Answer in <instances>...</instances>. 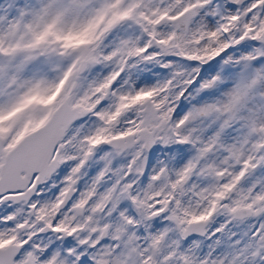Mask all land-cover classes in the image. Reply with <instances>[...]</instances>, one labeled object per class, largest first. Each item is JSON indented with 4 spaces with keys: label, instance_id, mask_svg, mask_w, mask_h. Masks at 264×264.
Here are the masks:
<instances>
[{
    "label": "snow or ice",
    "instance_id": "1",
    "mask_svg": "<svg viewBox=\"0 0 264 264\" xmlns=\"http://www.w3.org/2000/svg\"><path fill=\"white\" fill-rule=\"evenodd\" d=\"M0 264H264V0H0Z\"/></svg>",
    "mask_w": 264,
    "mask_h": 264
}]
</instances>
